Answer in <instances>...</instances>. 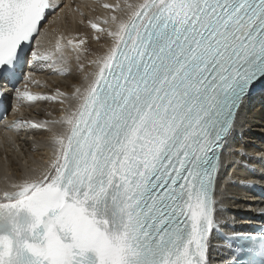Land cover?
Returning a JSON list of instances; mask_svg holds the SVG:
<instances>
[{
  "label": "snow or ice",
  "instance_id": "1",
  "mask_svg": "<svg viewBox=\"0 0 264 264\" xmlns=\"http://www.w3.org/2000/svg\"><path fill=\"white\" fill-rule=\"evenodd\" d=\"M101 7L107 14L92 18L64 0H0V100L12 91L28 106L69 101L57 120L9 126L47 133L51 155L25 161L0 190V264H213L223 150L241 110L257 93L264 100V0ZM64 9L58 27L45 29ZM76 25L107 44L90 61L87 86L55 95L17 87L38 39L52 50L32 51L36 62L67 63L73 52L79 62L90 51ZM4 147L10 167L19 145L6 135ZM256 231L233 233L247 256L234 264H264V229Z\"/></svg>",
  "mask_w": 264,
  "mask_h": 264
},
{
  "label": "bare ground",
  "instance_id": "2",
  "mask_svg": "<svg viewBox=\"0 0 264 264\" xmlns=\"http://www.w3.org/2000/svg\"><path fill=\"white\" fill-rule=\"evenodd\" d=\"M106 1H108V3L116 2V0H64V4L71 6L73 10L79 6H82V10L87 9L84 7L85 5H88L90 9L93 5H96L97 9L95 10L101 14L100 16H103L107 14V12L101 5ZM136 1L137 3L141 2V0H128V3L134 4L133 2ZM120 2L123 4L124 0H120ZM66 11L67 9H64L63 11L54 13V15L50 17L49 22L44 25V28L51 29L58 27L57 24L59 21H57V17H63ZM97 15H99L97 12L92 11L89 17L94 18ZM74 27L78 28L81 33L88 35L90 39V51L82 53L79 62L76 61L75 57L73 61L70 62L69 58L72 57L73 54H76L73 52L67 57L68 64L60 65L55 70L47 72L46 75L48 78H46L45 82L54 92H56L57 88L67 93L74 92L76 87L82 89L86 83L85 75L87 72H90L93 67L90 61L96 56L102 55L107 48V44L103 38L99 42L92 41L91 37L94 33L93 30L87 26L76 25ZM44 41L45 39H39V47H36L35 50L47 49L51 51L52 47L48 42L42 46ZM78 63H83L85 65V71L78 70ZM39 65L40 64L35 67L40 69V67H38ZM62 66L66 69L70 68L72 70L71 74H69L67 70L61 74L60 68ZM67 103H69V101H66L64 105H61L59 101H44L33 109H30V111L24 108L23 112L26 113V111H29V113L33 115L39 114V119L57 120L63 115ZM18 145L21 147V152L25 155V161H28L29 165H33V162L38 163L41 155H43L44 158L50 156L47 133L34 132L31 139L21 141ZM33 148H41V151H33ZM237 152L241 154L235 155ZM8 155L10 159L16 161V163L5 169L2 159H0V177L3 176L2 172L5 171L13 181L23 175L21 170H26V164L19 154L8 151ZM223 159L226 167L220 176L219 191L217 194V200L220 202V213L218 218L221 228L227 229V225L230 223L237 227L239 224L255 222L254 211L262 207L264 203L249 190L247 184L254 182L264 187V100L261 99L260 94L255 95V97L247 103L246 107L241 110L240 126L237 128L230 145L224 149ZM9 178L2 177L0 180L2 188H5L6 185L9 184ZM213 243L215 247L212 251V260H217L225 251L223 246L216 240H214Z\"/></svg>",
  "mask_w": 264,
  "mask_h": 264
},
{
  "label": "rangeland",
  "instance_id": "3",
  "mask_svg": "<svg viewBox=\"0 0 264 264\" xmlns=\"http://www.w3.org/2000/svg\"><path fill=\"white\" fill-rule=\"evenodd\" d=\"M105 3H108V1H106ZM96 4V3H95ZM88 6V5H87ZM80 8H81V10H82V6H79ZM85 7V6H84ZM96 7V8H95ZM87 9H83L84 10V12H85V15L86 16H88L89 17V14H91V12L93 11V9H94V12H97V13H99L98 11H96L95 9H97V6L96 5H93L92 6V8H90L89 9V6L88 7H86ZM89 9V10H88ZM74 10H75V8H74ZM82 10V11H83ZM86 10H88V11H86ZM91 11V12H90ZM58 24H59V22H58ZM58 24H57V26H58ZM84 26V25H83ZM86 26V25H85ZM87 28V27H86ZM92 41H95V40H92ZM72 54V53H71ZM74 57H76V54H73V56L72 57H70L69 58V60H70V62H72L73 61V58ZM69 60H68V62H69ZM68 64V63H67ZM39 78H44V76L43 75H41L40 74V77ZM39 149H41V148H39Z\"/></svg>",
  "mask_w": 264,
  "mask_h": 264
}]
</instances>
